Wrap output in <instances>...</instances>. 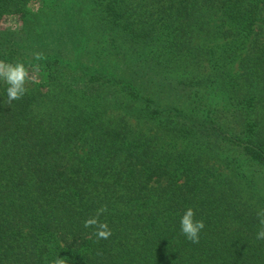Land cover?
Returning a JSON list of instances; mask_svg holds the SVG:
<instances>
[{
	"label": "trees",
	"instance_id": "trees-1",
	"mask_svg": "<svg viewBox=\"0 0 264 264\" xmlns=\"http://www.w3.org/2000/svg\"><path fill=\"white\" fill-rule=\"evenodd\" d=\"M31 1L0 0V61L44 71L0 80V264H264V0Z\"/></svg>",
	"mask_w": 264,
	"mask_h": 264
},
{
	"label": "clouds",
	"instance_id": "clouds-1",
	"mask_svg": "<svg viewBox=\"0 0 264 264\" xmlns=\"http://www.w3.org/2000/svg\"><path fill=\"white\" fill-rule=\"evenodd\" d=\"M27 71L22 63H9L0 61V80L6 85L5 95L9 103L14 100L21 99L26 94L25 79ZM195 213L191 208L185 210L181 216L179 225L181 234L192 243L199 242V236L205 225L202 220L194 218ZM260 224L259 230L256 232L257 240H264V210L257 213ZM98 225L96 232L97 238L107 239L111 232L104 223H99L97 219H91L85 222V226ZM56 264H63V259L57 258Z\"/></svg>",
	"mask_w": 264,
	"mask_h": 264
},
{
	"label": "rangeland",
	"instance_id": "rangeland-1",
	"mask_svg": "<svg viewBox=\"0 0 264 264\" xmlns=\"http://www.w3.org/2000/svg\"><path fill=\"white\" fill-rule=\"evenodd\" d=\"M52 2V0H51ZM30 11H31V17L32 19L34 18V15L36 16V14H38V12L42 9V4L36 0L31 1L28 5ZM59 13V17L55 16V20L51 18L52 14L50 12V10L47 11H43V14H41L40 17V21L41 24L44 23V21L48 20L49 18H51V28L53 30H55V38L56 40H61L62 37H60V33L64 30L63 29V20H65V18L62 16L64 14L69 15L68 12H65L64 10H61V12ZM47 14L48 19L44 18ZM42 15L44 17H42ZM50 20V19H49ZM35 21V20H34ZM38 21V19H37ZM21 27H22V20L20 19V16L17 15H7L6 17H4V19L2 20V22L0 23V30L1 31H8V32H12V33H20L21 31ZM38 29V27L34 28V32ZM64 32V31H63ZM45 38V37H42ZM51 38V35L48 37ZM42 74H44V71L42 70V68H31L27 70V76H26V83L29 82H34V83H40L43 81V76ZM133 124L137 125L140 122L139 121H135L134 119L130 120ZM140 128H143L144 131L151 132V126L145 125L144 123L141 124ZM213 164V162H210ZM223 167L222 165L219 164V168Z\"/></svg>",
	"mask_w": 264,
	"mask_h": 264
}]
</instances>
